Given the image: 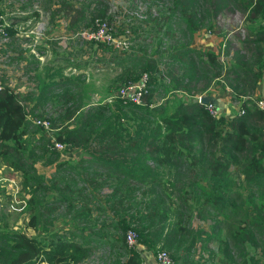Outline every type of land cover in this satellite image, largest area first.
Masks as SVG:
<instances>
[{"label":"trees","instance_id":"trees-1","mask_svg":"<svg viewBox=\"0 0 264 264\" xmlns=\"http://www.w3.org/2000/svg\"><path fill=\"white\" fill-rule=\"evenodd\" d=\"M50 1L43 0L45 8ZM55 1L57 11L72 13L73 29L109 18L107 0ZM127 1L133 11L134 2L143 5L144 27L132 32L126 51L111 54L119 69L113 81L123 86L146 74L143 104L120 98L104 103L107 92L100 98L89 93V101L82 78L63 76L61 70L22 97L7 85L0 89V160L21 174L27 188L26 225L35 230L40 214L44 220L59 209L86 224L73 233L40 237L0 228V264H35L37 257L49 264H80L100 253V244L107 247L100 264H141L139 248L125 243L128 229L139 246L165 252L170 264H197L194 246L212 254L207 247L212 242L220 264H264V115L251 95L264 75V0ZM227 12L243 15L247 34H236L240 47L224 66L215 52H199L189 42L199 29L210 32V18ZM175 14L184 35L173 39ZM220 77L242 114L212 117L196 101L203 93L212 96L209 87ZM169 91L185 99L177 97L168 112L167 99L149 100ZM28 114L55 129L54 140L64 144L60 152L72 147L85 157L59 159L44 177L36 162L45 160L46 149L35 146L38 140L29 144L30 128L37 126ZM102 191L107 192L99 201ZM90 205L96 207L93 220ZM194 219L209 221V230L191 228ZM86 228L91 230L85 233ZM246 244L260 251L261 260L249 256Z\"/></svg>","mask_w":264,"mask_h":264},{"label":"rangeland","instance_id":"rangeland-1","mask_svg":"<svg viewBox=\"0 0 264 264\" xmlns=\"http://www.w3.org/2000/svg\"><path fill=\"white\" fill-rule=\"evenodd\" d=\"M78 1L86 2L87 0ZM76 2L77 1H72L71 3L77 6ZM56 4V1L52 0L50 1L49 8H45L43 0H0V13L7 24V28L10 27L13 22H17L20 25L15 30L16 34L12 32V34H8V37L11 36V39L14 37L17 40H22L18 42L7 39L5 42H0V86L7 85L19 97L23 94H20L19 89H35L40 81L47 80L49 74L56 70H61L63 76L74 77L78 75L82 78L81 86L83 87L84 94H87L89 101L92 97H90L89 93H92L93 96L97 95L99 98L100 94L107 92L105 95H108L113 93L124 83L115 85L113 81V77L119 73V69L114 63L116 60L113 62L110 59L112 56L111 54L117 53L120 55L122 52L126 51L131 43L129 42L130 40H128L129 37L130 39H134V34L132 35V32H134L136 28L144 27L142 24L145 20L142 15L143 5L139 2H134V8L136 10L134 9L135 11H133L130 6H128L129 3L127 0H107V9L105 13L109 18H95L89 24L79 23L78 27L73 29L69 27L72 13L66 14L64 11L63 13L57 11ZM27 6L34 7L36 12L32 14L33 16L27 20V22H24L23 15L15 12H19L23 7L26 8ZM242 16L243 15L240 16L238 12H234L228 14L223 13L222 15L218 14L210 18V32H207L204 28L194 32L190 37L191 40L189 39V47L199 52H203L204 50L213 51L217 54L219 64L227 66V61L234 55L235 49L240 47L235 44L236 34L239 36L247 34V30H245L243 26L245 23L242 21ZM177 17H179L177 14L170 17L175 34L173 39H175L177 35L183 34V26L180 25ZM74 22L77 23V21ZM96 28H98L97 30L101 31L103 35L108 36L111 41L106 42V40H101L102 42H92L83 38L77 39V36L73 35L75 31H89ZM184 32L187 34V29L185 27ZM144 38L147 40L146 36H144ZM171 39L170 35L166 37L167 41ZM182 39L186 38L183 37L180 40ZM45 40H49L45 56L39 60L40 63L38 62L37 68L31 72L29 69H33L34 67L30 65L33 63V59H31L29 55L31 53L37 57L35 47L37 44L38 46L42 44ZM137 40L139 39L135 38V41ZM225 40L227 41L225 42ZM66 64L68 68L64 67ZM27 66L29 69H27ZM26 69L31 72L29 76H25L24 72ZM260 81V84L258 83L259 85L257 84L255 86L254 92H251V95L255 98H264V91L260 94H255L258 92L257 89L264 84L263 78H261ZM224 83L225 81L222 77L215 78L209 87L210 92L216 96L222 97L219 101L217 100L219 108L216 106L217 103L212 104L216 109L215 116L222 114L227 117L236 114L239 110L238 102H230L229 97H223L225 95L228 96L230 93L227 88L222 89ZM159 96L160 94L153 93L149 100H153V104H159L167 99V103L164 107L166 108V112L170 111L176 104L177 97L182 100L185 99V97L181 96L179 93L170 91L165 93L163 98ZM187 100L188 99H186L185 102L189 101ZM44 109L45 108H42L41 110ZM43 112V115H47L46 111ZM39 117H45L47 119V116L40 115ZM36 126L35 128H30L31 134L27 135L29 144L34 145V140H38L35 146L45 148L47 154L54 152L55 141L51 140V138L54 139L55 129H51L49 126L44 127L41 124H36ZM47 154L44 156L45 160L36 162L37 170L40 171L44 177H48L51 174L54 169L53 164L59 159L65 158L66 160H70L73 158L72 160H77L81 157H85V154L81 152L80 149L72 147H67L64 152L61 151L59 154L55 153L57 155L51 156L48 161H46V157H48ZM26 191L27 188L22 186L21 174L14 171L0 160V228L23 231L27 236L40 237L43 234H47V232L58 231L61 233H73L81 229L82 226L86 227L83 220H73L68 214H65L62 209H59L48 217H44V220L42 214H40L38 216L36 229L33 230L28 228L26 225L28 220L26 208L28 195ZM106 192L107 191L100 192L97 194L96 198L101 201ZM48 196V194L45 195V201L50 200ZM235 202L239 203L236 200ZM89 208L92 214L90 218L93 220L96 214V207L90 205ZM209 223L210 222L207 220L203 222L194 219L191 221L190 227L193 229L198 227L209 230ZM89 228L85 229V233L91 230ZM134 241L133 247L138 249L139 245L136 237ZM216 245L217 244L214 242L207 245L212 251L211 254L206 251H201L199 245L196 244L194 246L193 261L197 264H220L217 258L221 255L216 251ZM128 247L132 248V246L129 245ZM139 247V252L142 257L141 263H160L156 255L158 251H148L141 245ZM97 249L100 253L94 252L80 264H100L99 258L106 254L105 251L107 247L105 244H100V247H97ZM246 249L249 256L261 260L260 251L257 248H253L251 245L246 244ZM213 255L217 256L213 257ZM144 256H149L153 262L150 263L147 259L144 260Z\"/></svg>","mask_w":264,"mask_h":264},{"label":"built area","instance_id":"built-area-1","mask_svg":"<svg viewBox=\"0 0 264 264\" xmlns=\"http://www.w3.org/2000/svg\"><path fill=\"white\" fill-rule=\"evenodd\" d=\"M100 27V26H99ZM7 24L2 16V14L0 13V42L3 41H7V39L10 40V37H8V33H7ZM96 29H91L89 31L83 30V31H75L74 32V36H77V39L83 38L85 40L88 41H92V42H97V41H101V40H106V42L111 41L110 38L108 36H105L101 33V31H98ZM102 42V41H101ZM1 58V55H0ZM147 82V76L146 74H141L138 78L137 81L135 82H129L126 85L120 86L119 88H117L113 93L106 95L102 102L104 103H110L112 100H114L115 98H120L123 99L126 102H131L134 104H143V96L146 93V83ZM1 89V86H0ZM198 97L199 95L195 96L196 101L198 102ZM256 108H258L262 114L264 115V98H255L253 100ZM20 104H22V102H19ZM205 110L209 113L210 116L215 117L216 115V109L214 108V106L211 103L208 104H203ZM242 110H238L236 114H242ZM28 119H30V115L28 114L26 116ZM31 122L33 124H41L44 127L49 126L48 121L44 120V119H37L34 117H31ZM53 140V139H51ZM64 145L62 143L56 142L54 143V150L55 151H60L61 149H63ZM134 238H135V234L133 232L132 229H128L125 233V243L127 244V246H134ZM157 258L159 259L161 264H170L171 261L169 259V257L167 256V254L163 251H159L157 252ZM158 263V262H157ZM158 263V264H160ZM35 264H49L47 261H45L44 259H42L41 257H37V259L35 260ZM144 264V263H141Z\"/></svg>","mask_w":264,"mask_h":264},{"label":"crops","instance_id":"crops-1","mask_svg":"<svg viewBox=\"0 0 264 264\" xmlns=\"http://www.w3.org/2000/svg\"><path fill=\"white\" fill-rule=\"evenodd\" d=\"M34 12H36V10L34 9V7H30V6H27L26 8H22L21 10H19V12H15V13H19V14H21V15H23V17H24V19L23 20H25L24 22H27V20H29L33 15V13ZM18 26H20L17 22H13L12 24H11V29L13 30V33L14 34H16V29L18 28ZM37 28H38V26H37ZM14 39V40H13ZM209 39V38H208ZM10 40H12V41H18V42H21L22 40H17L16 38H14V37H12V39H11V36H10ZM208 42V41H207ZM48 43H49V40H45V41H43L42 42V44H40L39 46H38V44L36 45V47H35V52H36V54H37V57H35L33 54H31L30 53V57H31V59H33V63L32 64H30V65H32L34 68L33 69H29L28 68V66H27V69H29L31 72L32 71H34L36 68H37V66H38V62L40 63V61L39 60H41L44 56H45V52H46V50H47V46H48ZM210 45V44H209ZM65 68H68V65L66 64L65 66H64ZM25 70V76H29V74L31 73L29 70ZM263 82H264V75H263ZM260 82L261 81H259V84H260ZM258 84V85H259ZM262 84V83H261ZM264 84H262V87L260 86V88H258L257 89V91L258 92H256L255 94H260V93H262L263 91H264ZM30 90H33V89H27V90H23L22 88L21 89H19V92H20V94L21 93H23V94H21V96H19V97H22L27 91H30ZM214 95V96H213ZM212 95V97L214 98V99H216V102H217V100L219 101V99L220 98H222V97H219V96H216L215 94H213ZM216 97V98H215ZM223 97H229V96H223ZM218 103V102H217ZM25 104V103H24ZM30 106L29 105V103L28 102H26V104H25V108L27 109V106ZM218 105V104H217ZM218 108H219V105H218ZM28 227V226H27ZM29 228V227H28ZM138 248L140 249V247L138 246ZM148 260V262H150V263H152L153 261H152V259L149 257V256H147V257H145L144 256V260ZM153 264V263H152Z\"/></svg>","mask_w":264,"mask_h":264},{"label":"water","instance_id":"water-1","mask_svg":"<svg viewBox=\"0 0 264 264\" xmlns=\"http://www.w3.org/2000/svg\"><path fill=\"white\" fill-rule=\"evenodd\" d=\"M198 103L199 104H208V103H216L215 99L211 96V95H208V94H202L198 97Z\"/></svg>","mask_w":264,"mask_h":264},{"label":"clouds","instance_id":"clouds-1","mask_svg":"<svg viewBox=\"0 0 264 264\" xmlns=\"http://www.w3.org/2000/svg\"><path fill=\"white\" fill-rule=\"evenodd\" d=\"M203 94H204V93H203ZM200 95H202V94H200ZM200 95H199V96H200ZM27 109H28V108H27ZM51 139H53V138H51ZM53 140H54V139H53ZM54 141H55V140H54ZM63 145H64V144H63ZM59 152H60V151H59Z\"/></svg>","mask_w":264,"mask_h":264}]
</instances>
